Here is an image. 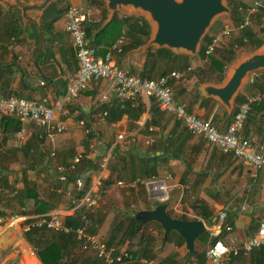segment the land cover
Wrapping results in <instances>:
<instances>
[{"label": "crops", "instance_id": "0c3cea01", "mask_svg": "<svg viewBox=\"0 0 264 264\" xmlns=\"http://www.w3.org/2000/svg\"><path fill=\"white\" fill-rule=\"evenodd\" d=\"M20 1L33 5L43 0ZM67 1L69 6L90 9L87 21H98L101 18L100 12L89 6L86 0ZM0 2L10 4L5 7L0 3V97L25 94L32 100H46L48 106L54 109V123L65 126L63 133L40 140L33 125L22 124L21 129L15 132V124L2 121L0 115V180L2 170L8 168V172H11L7 182L11 185V192L0 185V210L4 213L0 216H7L13 211H27L24 215L30 218L45 214H58L64 222L66 218H72L76 212L73 210V200L81 191L74 189L72 180L66 184L57 182L55 170L59 165H68L74 155L81 153L82 159L76 170H86L82 176L84 187L93 189L99 197L93 220L102 217V222L94 234H100L105 241L112 234H118L116 230L120 226L123 228L129 214L132 213L135 218L137 212L156 207L158 201L149 195L146 186L144 194L138 187L142 183L132 185L137 181L132 177L138 175L145 165L156 168V176L149 181H162L168 187L166 211L172 218L201 220L208 227L215 222L220 211H225L233 229L230 233H223L222 239L235 244L258 232L259 222L264 220V171L252 177L242 161L231 154L220 152L202 137L193 136L173 115L150 110V98L143 97L133 103L129 113L119 115V111L111 112L103 120L102 105L111 108L117 102L112 93L105 103L101 102V97L107 93L109 86L104 80L91 81L87 90L64 102L66 82L78 69L69 36L64 30L65 15L47 35V41L44 40L43 55L40 57L39 67L36 68V37L33 29L23 25L21 10L14 5V0ZM29 13L32 17L38 15L32 11ZM108 18L107 14L101 28L108 24ZM40 21L39 18V24ZM13 25L20 27L19 33L12 32ZM213 33L215 31H210L207 35ZM47 48L50 49L49 59L44 61ZM109 49L101 45L96 49V55L103 57ZM143 52L145 49L140 47L126 53L122 58L115 53L113 62L124 71L136 74L143 63ZM203 64L199 59H192L190 67L183 72V77L172 81L174 104L184 106L187 111L191 110L196 116L213 123L219 131H224L229 124L227 118H230L226 108L212 98L203 97L200 87L206 83H198V78L193 74ZM40 73L46 79L44 86L40 85L43 81ZM256 78V72L251 74L249 82L239 91L245 98L258 94L249 87ZM202 100H211L214 104L204 106ZM60 104L74 116H62L58 110ZM80 120L84 121L85 127L77 124ZM149 127L153 128L152 133L147 131ZM85 129L92 130L93 134H86ZM149 134L154 140L153 143L146 144ZM119 135H123V139L119 140ZM242 135L251 143L264 147V111L255 112L253 121L243 128ZM98 141L99 152L95 155L91 152L90 145ZM52 153L54 156H51ZM101 154L108 155V163L104 169L100 167ZM117 177L123 180L119 182L126 183L127 186L122 187L119 182L106 185L107 181L118 180ZM25 179L34 189V192L27 194L29 199L23 195ZM69 185L73 188L72 197L66 194ZM117 187L122 193H115ZM33 193L39 200L37 207H34L32 201ZM5 199L12 200V211L4 205ZM145 199L147 203H144ZM207 211L212 214L210 223L202 218ZM153 226L156 225L152 222L142 226L146 233L152 232L154 235L152 245L155 255L151 260L160 264H187L189 261L195 263V257H188L190 253L184 240L178 245L176 242L179 239L173 235L170 242L165 243L162 241L163 228L159 230ZM92 229L93 225L90 231ZM28 234L23 232L20 224L10 228L0 226V264H42L28 240ZM207 241L208 239L206 245H203L196 238L194 251L205 253ZM137 242L134 239L132 244L137 245ZM129 243L127 241L124 247ZM73 251L78 254L85 253L79 246L72 253ZM223 264H264V246L249 254L241 253Z\"/></svg>", "mask_w": 264, "mask_h": 264}, {"label": "built area", "instance_id": "2783aa9c", "mask_svg": "<svg viewBox=\"0 0 264 264\" xmlns=\"http://www.w3.org/2000/svg\"><path fill=\"white\" fill-rule=\"evenodd\" d=\"M264 11V0H252L247 7H239L238 12L242 17L241 23L235 26L230 21L223 23V29L209 36V41L205 47V55L213 53L216 47L226 41L232 33L248 28L252 24V18ZM90 9L80 6H70L65 13L64 30L68 34L70 44L76 52L78 69L67 84L64 102L87 90L91 81L104 80L108 82V91L101 97V102L105 103L109 94H114L119 104V109L123 110L127 103H137L143 97L152 98L159 111L173 115L193 136L202 137L207 143L216 147L224 154H231L236 159L242 161L247 167L252 177H256L260 171H264V147L251 143L242 135V131L251 109L252 103L264 100V93H258L246 97V101L238 106V110L232 121L224 131H219L210 121L197 117L189 113L183 106L173 102V90L169 86V79L175 81L183 77V72L172 71L166 76L155 79L142 78L138 73L129 74L116 66L113 62V55L119 52L120 39L114 44L103 57L96 55V49L90 45L86 38L84 23L88 20ZM40 82V85H43ZM62 116L73 117L74 114L64 105L58 107ZM0 115L12 116L18 119L21 124L33 125L37 130V137L43 140L45 137H55L65 131V126L54 123V109L49 107L46 100L36 101L10 96L0 97ZM108 116L107 111H103V120ZM78 125L85 127L84 121L80 120ZM149 133L153 128L147 129ZM86 134H93L92 130L85 129ZM21 139V136L19 137ZM97 138V137H96ZM123 139V135L117 137ZM151 134L146 138V144L153 143ZM18 141V139H17ZM99 141L90 145V150L98 155ZM100 154V153H99ZM51 156H54L52 153ZM82 159V154H76L68 162V167L59 165L55 170V180L60 183H68V175L77 168ZM108 163V155H100V167L105 168ZM140 182L144 184L149 195L163 203L169 199L168 187L162 181L142 182L137 180L132 182L133 186ZM120 186H127L126 183L119 182ZM84 178L79 176L73 181L74 189L84 191L82 197L73 200V210L83 209L84 214L78 226H68L58 214H45L37 217H27L24 214H11L0 216V226L10 228L21 225L24 233H30L36 229H45L63 235L72 236L82 251H92L102 264H160L153 260L134 255L131 251L117 247H108L101 235L90 231L91 217L98 207L99 197L91 188L85 189ZM67 196H71L73 188L69 185L66 189ZM72 197V196H71ZM232 225L227 220L225 211L217 214L215 222L205 227L207 233V246L205 249L204 264H223L229 262L233 257L242 254H249L254 249L264 246V220L259 222L258 232L235 244L232 241L222 239L223 233H230Z\"/></svg>", "mask_w": 264, "mask_h": 264}, {"label": "trees", "instance_id": "16d2710c", "mask_svg": "<svg viewBox=\"0 0 264 264\" xmlns=\"http://www.w3.org/2000/svg\"><path fill=\"white\" fill-rule=\"evenodd\" d=\"M86 2L89 6L94 7L96 10H98L101 15V18L98 21H86L84 23L86 38L87 40H89L90 45L93 46L95 49L99 48L101 45H104V47L107 48L108 47L111 48L120 39H122V42L119 45V52H115L119 54L118 56L119 58H122L126 53L138 49L147 43L150 37V26L144 18L135 17V16L120 17L119 14L115 13L112 20L105 27L101 28L102 24L105 22L107 18V11L103 0H86ZM226 2L230 10V18L228 19V21H230L235 26L239 25V23H241L242 21V17L238 12V8L247 7L248 4H245L244 2H238L236 0H226ZM69 7L70 6L67 0H55L49 7H47L43 11L40 21V27L45 41H47V35L52 31L54 25L65 15ZM18 14L20 15V12H18ZM263 18H264V11L258 13L252 18V23L253 25H256L258 27V31L253 29V27L251 26L248 28H244L242 30H238V35L235 38H233L229 44H227L225 47L222 46L221 48L219 47L221 46L220 44L218 47L215 48L212 54L207 56L205 55V47L209 41L208 35H206L203 38L200 45V49L196 57H191L184 54H174L168 49L149 48L145 50V52H143L144 55L143 63L140 70L138 71V74L142 78L155 79L160 76H166L172 71L185 72L190 67L192 59L195 58L201 60L204 63L203 67L197 68L196 71L193 73L198 78L197 80L198 83H211V82L221 83L224 78L225 67L236 59L237 54H239L240 51L251 52L260 48L264 44ZM18 21H20V16L18 18ZM223 23L219 31L217 30V28L211 29V31L220 32L223 29ZM19 28H20L19 26L13 25L12 32L19 33ZM49 50H50L49 48L45 49L44 61L49 59V53H50ZM74 55L76 58L75 50H74ZM256 74L258 75V78H256L252 82V84H250L249 87L252 89V91H256L257 93H264V71L256 72ZM68 81L66 82L64 95H66V88ZM172 81L175 80L169 79L168 82L171 88H172ZM14 97L32 100L30 99L29 95H25V94H18L17 96ZM150 99L152 104L150 106V110H153L155 112L159 111L154 100L152 98ZM245 101H246L245 96L239 93L235 98L232 115L230 116V118H227V121H229V123L232 121L233 117L235 116L238 110V106ZM201 103L204 106L214 104V102L211 100H202ZM132 104L133 103H127L125 108L121 110L119 109V104L117 101L115 107L109 108V106L105 107V105L103 104L101 110L102 112L107 111L108 116L111 112L118 113V111L120 115L123 113L124 114L129 113L130 106L131 107L133 106ZM154 105L156 108H154ZM260 110L264 111V100L251 104V109L248 113L244 128L247 127V125L251 121H253L255 112ZM188 112L192 113V111L189 109ZM1 120L15 124V132L21 129L22 124L15 117L2 115ZM204 120L208 121L207 119ZM211 124L213 125V123ZM63 166L68 167V165H63ZM85 172L86 170L84 169L78 171L75 169L74 171H71L70 175H68V181L72 180L71 182H73L75 178H77L78 176H83ZM10 173L11 172H8V168L1 171L2 175H1L0 185L3 186L4 190H8L11 192V185H8L7 183L9 181L8 175ZM155 176H156L155 166L145 165L143 166V170L141 169V172L138 175H134L132 178L133 180L147 182ZM117 179L118 180L107 181L106 185L112 184L114 182L117 183L119 181H123L119 179V177H117ZM138 187L141 193L144 192V194H146L144 184H138ZM88 188L89 187H86L84 190ZM31 192H34V189L32 185L26 182L25 179L23 195H26V198L29 199L28 195ZM83 193L84 191L79 192L75 196V201H78L82 197ZM32 197L34 198V200H32L34 203V207H37L39 205V200L37 199L35 193H33ZM167 201L163 203H167ZM11 203L12 200H6V199L4 200V205H6V208H11L10 207L12 205ZM144 203H147L146 199ZM160 204H161L160 202H156L155 206H158ZM147 209L149 208H146V210ZM12 210L13 207L11 208L10 211ZM13 212H10L9 215L28 213L27 211H20L19 213H13ZM2 214L4 213L2 210H0V215ZM83 214H84L83 209H79L78 211L75 212L72 218L70 217L65 219L66 225L78 226L80 224V219ZM132 215H133L132 213L129 214V216L127 217V223L123 225V228L120 226V228L116 230L118 231V234L116 236H113L112 234V236L108 238V240H106V243L108 247L114 246L120 249L131 251L132 253H134V255H138L148 260L154 259L155 251L152 245L154 243V235H152V232L146 233L144 231V228L139 230L137 228L138 221ZM211 217L212 214L209 211H207L206 215L204 214L202 218L206 222L210 223ZM101 218L102 217H98L93 220V216L91 217V224L94 227V229H92L91 231L92 233H95V230H97V226H99L100 223L102 222ZM178 219L185 221L188 220L186 217H179ZM152 224L156 225L159 229H162V227L158 223L152 222ZM173 235H176V237L179 239V241L176 242V244L179 245L183 243V239L175 233H169L165 238L162 235V241H164L165 243L170 242L171 237ZM206 235H207L206 232H204L202 235L197 237V241L203 245H206V239H207ZM27 236L29 242L35 248V253L37 258L42 264H83V263L99 264L100 263V260L96 257V255L92 251H83L86 254L85 253L78 254L75 253V251H73L72 253V250H74L76 247L78 248V244L74 241L72 236L63 235L61 233H56V232L50 233V231L45 229L33 230ZM134 239L138 241L137 245L132 244V241ZM127 241H129L130 243L127 244L126 247H124ZM134 246L136 247L133 248ZM71 254L72 257H70ZM188 257H195L193 258V260L195 261V263L193 264H204L205 262L204 252L198 253L195 250L192 254H189ZM187 264H192V263L189 261L187 262Z\"/></svg>", "mask_w": 264, "mask_h": 264}, {"label": "water", "instance_id": "95a60500", "mask_svg": "<svg viewBox=\"0 0 264 264\" xmlns=\"http://www.w3.org/2000/svg\"><path fill=\"white\" fill-rule=\"evenodd\" d=\"M14 1V5L21 10L23 25L33 29L35 33L34 65L38 68L45 46L39 18L41 19L43 11L55 0H43L33 5L24 4L20 0ZM224 1L226 2V0H103L109 17L108 23L116 12L126 17H141L148 22L150 37L141 48L168 49L174 54L191 57L197 56L201 42L214 20L223 14L230 16L227 2L225 4ZM0 3L5 7L10 5L6 2ZM30 11L38 15L32 17ZM243 52L228 65L221 83L217 85L206 83L200 87L203 97L219 102L226 108L229 116L232 115L235 98L249 82L250 75L264 71V44L254 51ZM40 76L44 86L46 79L41 73ZM166 209L167 204L163 203L152 210L137 212L135 214L137 228L140 230L146 223L156 222L163 228L164 238L171 232L177 233L184 240L187 251L192 254L196 238L205 231L203 221L172 218Z\"/></svg>", "mask_w": 264, "mask_h": 264}, {"label": "rangeland", "instance_id": "374dc122", "mask_svg": "<svg viewBox=\"0 0 264 264\" xmlns=\"http://www.w3.org/2000/svg\"><path fill=\"white\" fill-rule=\"evenodd\" d=\"M236 1H238V2H244L245 4H249L252 0H236ZM224 3L226 4L225 1H224ZM226 6H227V5H226ZM229 18H230V16H227V15H224V14L221 15V16H219V17H217V18L214 20V22H213L211 28L208 30V32H210L211 29H216V28H217V30L219 31V30L221 29L222 23L228 21ZM251 27H253V29H255L256 31H258V27H257L256 25H253V23L251 24ZM237 35H238V31L232 33L231 36H230L226 41H224L223 44H221V46H219V47H220V48H221L222 46L225 47V46H226L227 44H229V43L232 41V39L235 38ZM241 52H243V51H240V52H239L240 55H241ZM244 52H246V51H244ZM244 52H243V53H244ZM248 52H249V51H248ZM246 53H247V52H246ZM239 54H237V57H238ZM244 87H245V86H244ZM117 188H118V190H117L115 193H117V194L122 193V191L120 190V188H119V187H117ZM100 200H101V197H100ZM99 203H100V202H99ZM137 207H139V206H137ZM134 208H135V207H134ZM139 208H140V207H139ZM96 210H97V209H96ZM153 227L159 229L157 226H153ZM159 230H160V229H159ZM98 235H100V234H98Z\"/></svg>", "mask_w": 264, "mask_h": 264}]
</instances>
